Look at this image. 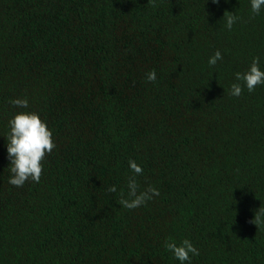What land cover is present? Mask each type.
<instances>
[{
    "label": "trees",
    "instance_id": "16d2710c",
    "mask_svg": "<svg viewBox=\"0 0 264 264\" xmlns=\"http://www.w3.org/2000/svg\"><path fill=\"white\" fill-rule=\"evenodd\" d=\"M155 3L0 0V264H181L169 238L199 250L191 264H264V226L249 223L264 207V85L229 94L254 57L264 71V8ZM19 112L56 145L23 187L8 182ZM130 159L139 190L159 191L135 209L118 204Z\"/></svg>",
    "mask_w": 264,
    "mask_h": 264
},
{
    "label": "clouds",
    "instance_id": "9594fccd",
    "mask_svg": "<svg viewBox=\"0 0 264 264\" xmlns=\"http://www.w3.org/2000/svg\"><path fill=\"white\" fill-rule=\"evenodd\" d=\"M153 7L156 6L155 0H148ZM212 3H219V0H212ZM251 12L253 15H259L261 9L264 8V0H250ZM225 26L231 30L233 25L239 19L232 12L225 11L223 18ZM223 56L217 50L208 60L210 66H215L218 60H222ZM259 57H254L249 69L243 73L236 72L235 78L241 83H233L230 88V95L240 96L242 93V85L251 93L259 85H264V71L259 67ZM146 80L154 83L156 81V72L151 70L146 73ZM10 103L15 107L28 108V100L26 98L12 99ZM10 131L7 134V152L10 161L9 184L15 187H23L25 182L31 180L39 183L43 174V161L46 155L56 147L52 131L48 128L45 121L35 112H19L14 114L8 121ZM129 167L134 176L128 178L127 197L123 191L120 193L118 204L127 209H135L144 204L153 196H158V189L149 186L143 191L139 190V184L136 176L142 174L143 169L134 160L128 161ZM109 192H116V187L110 186ZM249 223L255 224L257 228L264 226V207H260ZM166 251L172 253L173 257L184 264L185 261L191 264V256H198L199 250L188 239H183L179 244L169 238L164 243ZM191 254V256H190Z\"/></svg>",
    "mask_w": 264,
    "mask_h": 264
}]
</instances>
